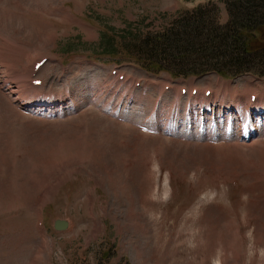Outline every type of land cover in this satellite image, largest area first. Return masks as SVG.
I'll use <instances>...</instances> for the list:
<instances>
[{
    "label": "rangeland",
    "instance_id": "rangeland-1",
    "mask_svg": "<svg viewBox=\"0 0 264 264\" xmlns=\"http://www.w3.org/2000/svg\"><path fill=\"white\" fill-rule=\"evenodd\" d=\"M196 6L212 8L218 26L227 20L223 0H0V264H264V118L248 141L209 143L108 114L140 121L157 98L163 115L178 101L170 86L220 78L154 73L132 55L142 34ZM232 76L236 87L216 79L214 96L244 118L263 114L250 85L264 90V77ZM37 78V90L26 85ZM38 92L66 96L48 101L60 114L30 111ZM225 103L212 114L218 134ZM55 218L67 228L54 231Z\"/></svg>",
    "mask_w": 264,
    "mask_h": 264
},
{
    "label": "trees",
    "instance_id": "trees-1",
    "mask_svg": "<svg viewBox=\"0 0 264 264\" xmlns=\"http://www.w3.org/2000/svg\"><path fill=\"white\" fill-rule=\"evenodd\" d=\"M223 1L228 11L224 25H217L212 8L196 6L177 13L162 31L142 34L133 57L152 72L163 70L174 76L264 70V38H256L264 29V0ZM223 57L232 58L234 66L223 68L219 64Z\"/></svg>",
    "mask_w": 264,
    "mask_h": 264
},
{
    "label": "water",
    "instance_id": "water-1",
    "mask_svg": "<svg viewBox=\"0 0 264 264\" xmlns=\"http://www.w3.org/2000/svg\"><path fill=\"white\" fill-rule=\"evenodd\" d=\"M68 226V221L66 219L64 220H58V218H55L52 222V228L56 231L65 230Z\"/></svg>",
    "mask_w": 264,
    "mask_h": 264
},
{
    "label": "bare ground",
    "instance_id": "bare-ground-1",
    "mask_svg": "<svg viewBox=\"0 0 264 264\" xmlns=\"http://www.w3.org/2000/svg\"><path fill=\"white\" fill-rule=\"evenodd\" d=\"M17 98V97H16ZM247 103H245L244 105H245V109H247V105H246ZM240 108V104L239 103H236V106L234 107V110L235 111H237L238 112V109ZM259 109H257L256 111L258 112V113H260V112H262L261 110H259ZM257 123V122H256ZM58 220H64V219H58Z\"/></svg>",
    "mask_w": 264,
    "mask_h": 264
}]
</instances>
